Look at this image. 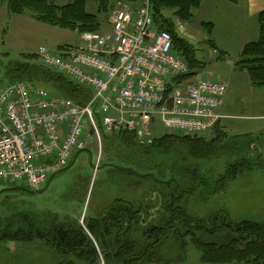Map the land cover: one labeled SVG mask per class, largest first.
<instances>
[{"label":"trees","instance_id":"16d2710c","mask_svg":"<svg viewBox=\"0 0 264 264\" xmlns=\"http://www.w3.org/2000/svg\"><path fill=\"white\" fill-rule=\"evenodd\" d=\"M8 1L11 13H24L28 10L36 20L45 19L46 23L60 28L95 32L101 31L102 21L108 18L119 0H68L64 4H57L54 0ZM201 1L151 0L155 29L170 34L172 49L188 62V77L198 74L195 68L201 67L202 62L196 58L193 44L177 31L176 19L180 22L191 21L193 10L200 6ZM89 3L95 5V11L87 9ZM256 19L257 38L243 44L235 65L247 71L251 84L264 89V10L257 14ZM202 25L210 27L211 23L203 22ZM0 68L2 79L8 82L24 80L38 87L44 83L51 94L71 99L79 105L87 104L93 94L89 86L43 65L35 52L19 53L16 58L6 62L0 60ZM217 128L218 121L212 126L215 132ZM226 136L222 129H217L215 137L205 142L201 136L164 133L154 137L151 143L140 144L130 132L103 134L102 145L105 138L109 142L114 138L112 144L122 149L119 148L121 154H118L123 155L124 159L126 155L128 166L113 167L122 176L135 179L141 189L140 199H115L109 204L104 216L86 221L85 226L90 235L74 219L58 222L54 219L48 226L41 228L24 213L0 218V243L10 240L26 243L42 240L47 249L62 257L70 255L72 251L78 252L79 257L89 259L90 264H96L100 254L93 241L94 237L100 245L104 243L101 248L108 264H128V260L133 264L136 255L143 258L139 262L152 264L160 263L165 253L172 254L174 250L185 252L189 242L200 251L201 261L205 264H264V222H229L221 210L199 217L189 213L192 205L224 192L232 180L252 169L250 158L244 155L225 162L226 167L220 174H211L212 170L206 167L201 171L198 161L209 159L217 145L227 139ZM178 146L184 148L178 165L175 164L177 159L168 165L160 160L161 157L171 155ZM132 163L139 169L157 168L158 176L154 173H140L133 169ZM175 171H178V178L172 174Z\"/></svg>","mask_w":264,"mask_h":264},{"label":"built area","instance_id":"2783aa9c","mask_svg":"<svg viewBox=\"0 0 264 264\" xmlns=\"http://www.w3.org/2000/svg\"><path fill=\"white\" fill-rule=\"evenodd\" d=\"M108 24L65 53L37 50L43 65L92 89L87 104L24 80L0 81V181L37 189L93 137L102 143L103 134L125 131L148 144L157 121L165 133L196 137L221 117L227 83L188 77L170 34L155 29L151 0L117 1Z\"/></svg>","mask_w":264,"mask_h":264},{"label":"rangeland","instance_id":"374dc122","mask_svg":"<svg viewBox=\"0 0 264 264\" xmlns=\"http://www.w3.org/2000/svg\"><path fill=\"white\" fill-rule=\"evenodd\" d=\"M213 1L202 0L201 6L193 10L194 15L191 21L180 22L176 19L177 31L193 44L195 56L202 62L201 67L195 68L197 73L210 74L214 78H222L227 83L226 101L224 100L223 105L224 115L217 120V129H222L227 134V139L217 145L209 159L198 162L201 165V171H204V167L210 168L213 171H210L211 174L222 173L226 167L225 162L244 155L250 158L253 165L252 169L232 180L224 192L211 196L207 201L192 205L189 213L199 217L221 210L225 212L229 222L235 223L241 220L264 222V89L251 84L247 71L235 65L240 54L238 53L240 40H244L243 35H246L245 40H250L249 29L246 31L241 14L235 12L238 8L232 3L227 4L230 3L227 0H217L224 7L219 5L221 9L214 8ZM54 2L64 4L68 0H54ZM8 3V0L0 2V60L2 62L16 58L19 53L35 52L36 54L40 46L47 47L51 53L62 54L67 48L82 44L81 35L85 31L60 28L46 23L45 19L36 20L32 12L28 10L24 13H11ZM87 9L95 11V5L89 3ZM109 15L102 21L101 30L107 29ZM211 20L219 25L218 33L212 34L211 26L202 25L203 22ZM2 77V68H0V81H6ZM42 88L47 89L48 86L43 83ZM216 132L211 127L201 137L205 139V142L210 141L215 137ZM162 134L164 129L161 124L155 126L153 136ZM114 142V138L111 142L105 138L102 145L93 137L88 146L80 150L73 164L49 175L47 182L39 186V188H45L40 193L9 190L13 185L8 181H0V218L5 219L13 214L24 213L28 214L41 228L48 226L54 219L56 222L74 219L88 233L86 221L89 218H100L115 199L126 201L140 199L141 189L137 186L135 179L122 176L113 167L128 166L125 160L126 155H124L125 159L123 155H119L120 147L112 144ZM183 149L182 146L180 148L178 146L171 155L159 159L167 165L175 163L173 160L177 159L175 164L178 165ZM132 166L140 173L148 172L158 176L157 168L139 169L133 163ZM177 172L172 174L178 178ZM114 234L116 235V232ZM92 238L100 254L97 258L99 262L96 264H108L101 248L104 243L100 245L101 243ZM44 243L42 240L31 243L19 240L4 241L0 243V264H86L85 260L77 258L74 254L62 257L47 249ZM163 257L166 259L161 263L152 264H205L201 261L200 251L189 242L185 252L174 250L172 254L165 253ZM68 258L72 261L69 262ZM139 261L141 260L138 259L133 264H144Z\"/></svg>","mask_w":264,"mask_h":264},{"label":"crops","instance_id":"0c3cea01","mask_svg":"<svg viewBox=\"0 0 264 264\" xmlns=\"http://www.w3.org/2000/svg\"><path fill=\"white\" fill-rule=\"evenodd\" d=\"M213 2H214V8H220V6L224 7V5L222 3H220V1L214 0ZM231 3L238 8L235 12H238L239 14H241V18H242L243 24L245 25V29L247 28L246 31L249 29L248 30L249 39H250L249 41L255 40L257 38V35H258V25H257L256 17H257V14L261 10H264V0H237L236 2H230L227 4H231ZM200 6H201V3H200ZM226 8H229V7H226ZM193 15H194V13H193ZM221 15L222 14L220 13V16ZM210 23H211V33L212 34L214 32L218 33L219 32L218 31L219 25H217V23H215L214 20H211ZM243 37H244L243 38L244 40H240V45L238 46V53H240L243 44L246 42H249V41L245 40L246 39L245 34L243 35ZM225 101H226V98H225ZM225 101H224V103H225ZM224 103H223V105H224ZM223 105L219 109V113H220L221 117H223V115H224ZM160 124L161 123L159 121H157L156 123L153 124L152 134H153L154 127L157 125H160Z\"/></svg>","mask_w":264,"mask_h":264},{"label":"water","instance_id":"95a60500","mask_svg":"<svg viewBox=\"0 0 264 264\" xmlns=\"http://www.w3.org/2000/svg\"><path fill=\"white\" fill-rule=\"evenodd\" d=\"M80 150L76 151L72 160H71V163L70 164H73L77 155L79 154ZM52 178V177H51ZM45 188H40V189H34V190H30V189H27L23 186H18V185H13L12 187L9 188V190H22L24 192H27V193H40L44 190Z\"/></svg>","mask_w":264,"mask_h":264},{"label":"flooded vegetation","instance_id":"af4514ba","mask_svg":"<svg viewBox=\"0 0 264 264\" xmlns=\"http://www.w3.org/2000/svg\"><path fill=\"white\" fill-rule=\"evenodd\" d=\"M88 234H89V232H88ZM89 235H90V234H89ZM149 244H150V243H149ZM145 251H146V247H144V252H145ZM71 254H74L77 258H82V257H79L80 254H79L78 252H73V251H72ZM165 258H166V257H165ZM165 258H164L163 260H161V262L164 261ZM68 259H69V260H68L69 262L72 261V259H70V258H68ZM82 259L85 260V263H86V264H90V260H89V259H86V258H82ZM133 259H135L134 261H136V260L138 261V259L141 260V259H143V258H142L141 255H139V256L136 255L135 257H133ZM66 260H67V259H66ZM61 261H62V259H61ZM63 261H64V260H63ZM169 261H170V259H169ZM64 262H65V261H64ZM131 262H132V261H129V260H128V264L131 263ZM161 262H160V263H161Z\"/></svg>","mask_w":264,"mask_h":264}]
</instances>
